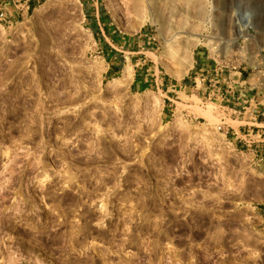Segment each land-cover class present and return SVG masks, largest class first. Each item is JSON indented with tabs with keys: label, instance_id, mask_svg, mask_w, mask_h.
Wrapping results in <instances>:
<instances>
[{
	"label": "rangeland",
	"instance_id": "rangeland-1",
	"mask_svg": "<svg viewBox=\"0 0 264 264\" xmlns=\"http://www.w3.org/2000/svg\"><path fill=\"white\" fill-rule=\"evenodd\" d=\"M45 1L0 0V264H264V165L184 87L203 52L264 100V0ZM108 32L176 94L114 86Z\"/></svg>",
	"mask_w": 264,
	"mask_h": 264
},
{
	"label": "crops",
	"instance_id": "crops-1",
	"mask_svg": "<svg viewBox=\"0 0 264 264\" xmlns=\"http://www.w3.org/2000/svg\"><path fill=\"white\" fill-rule=\"evenodd\" d=\"M97 10L93 9L91 15L93 16V20L96 21V24L101 23V25L106 28V23L104 22V17L102 15H98ZM109 38L104 39V44L101 45V51L108 57V70L114 71L116 73L118 66L120 65L121 60L126 64H129L132 68V73L130 77V84L133 87H136V90L147 89L148 87H154L164 92L165 99L169 100L168 94H176V89L178 85L177 83H173L169 77L159 76L156 74L155 65L150 57H146V53H149V49H146L144 43L141 41H133L132 39H128L126 37H120L115 33L108 32ZM103 46V47H102ZM128 56H125V54ZM149 58V59H147ZM200 56L197 61L191 65V69H194L191 74L194 76L189 80V85L185 83L184 87H193L191 83H194L197 71L200 67ZM124 64V66L126 65ZM123 66V67H124ZM123 69V68H122ZM181 87V86H179ZM197 98L198 92L195 94ZM261 106H259L260 110L264 111V101H260ZM231 124L229 125V135L234 142L240 141V136L243 134V131L247 130V127L251 128L253 131H259L260 133L264 132V119L262 116L258 118L244 117L241 118H233Z\"/></svg>",
	"mask_w": 264,
	"mask_h": 264
},
{
	"label": "built area",
	"instance_id": "built-area-1",
	"mask_svg": "<svg viewBox=\"0 0 264 264\" xmlns=\"http://www.w3.org/2000/svg\"><path fill=\"white\" fill-rule=\"evenodd\" d=\"M203 54L202 52L199 55L200 67L194 80L195 88H197L198 83L202 85L201 90L196 91L198 92L199 99L204 101L218 100L220 107L232 119L241 118L242 120L246 116H252L254 119L262 116L264 119V111L259 109L261 104L256 92L252 91L253 88H250L248 91L247 89L249 88L246 89L243 82L231 87L226 83L227 79L224 76L222 77L214 73L219 70L218 63L210 65L209 61L203 58ZM228 129L229 125H225L224 121L216 127L217 132L222 133L225 137L228 136L230 141L235 143L236 146L250 150L257 162L264 165V132L253 131L252 127H247V130L243 131V134L240 136L241 138L238 143L232 140Z\"/></svg>",
	"mask_w": 264,
	"mask_h": 264
},
{
	"label": "bare ground",
	"instance_id": "bare-ground-1",
	"mask_svg": "<svg viewBox=\"0 0 264 264\" xmlns=\"http://www.w3.org/2000/svg\"><path fill=\"white\" fill-rule=\"evenodd\" d=\"M141 1L142 0H135L136 5L141 4ZM48 2H49V0H46L45 2H43L42 4H40L39 7L36 9V12H38V13L41 12L45 8V6H46V4ZM70 4H71V7L72 8H74V9L77 8L75 3L70 2ZM107 7L108 8H111V10H112V7H110L109 5ZM115 10H113V12ZM156 61L158 63H160V64H164L163 63L164 62L163 59H161L160 57H157V60ZM100 67H101L100 65H97L96 67H94V69L96 70V72L99 71ZM169 69H168V71H169ZM170 71H171V69H170ZM131 73H132L131 66L129 64H126L123 67L122 71H121V75L119 77H117V78L112 79L111 83L118 88L119 86H122L123 84H125V82H127L130 79ZM170 73H172V75L175 78H180L182 76V74L176 72V70L175 71H171ZM143 102H144V105L150 107V109H152L153 111L155 109H157V107L159 106V99L157 98V96H154L152 94L145 95ZM184 127H185L184 121H182V119L180 118V115L178 114V115L174 116V119L169 123V128H170L169 129L170 130L169 132H175L177 130H181Z\"/></svg>",
	"mask_w": 264,
	"mask_h": 264
}]
</instances>
